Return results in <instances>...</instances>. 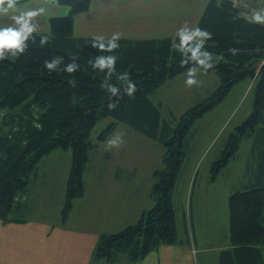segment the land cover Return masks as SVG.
Masks as SVG:
<instances>
[{"label": "trees", "instance_id": "trees-1", "mask_svg": "<svg viewBox=\"0 0 264 264\" xmlns=\"http://www.w3.org/2000/svg\"><path fill=\"white\" fill-rule=\"evenodd\" d=\"M69 6L63 16L49 18L50 33H33L35 41L18 58L0 61V218L11 220L18 198L26 191L38 161L56 148L69 147L71 166L66 180L61 220H65L76 197L84 193L83 172L89 159V136L103 117L113 120L99 139L124 122L164 147L162 167L153 172L150 195L153 205L131 224L111 233L102 232L94 246V258L115 259L124 255L128 264L142 258L160 244L176 242L175 209L172 200L176 179L185 157L186 136L193 122L219 103L234 83L254 78L251 113L232 131L225 147L212 162L218 174L233 157L244 137L252 136L256 157L254 182L228 196V218L232 249L222 251L220 264H264V25L239 14L232 0H209L195 27L212 38L205 49L213 53L218 84L204 99L185 110L175 125L161 118L160 106L152 100L157 88L193 65L181 67L182 56L173 47L177 37L132 40L121 38L113 53L92 47L93 37L72 34L74 16L86 11L90 0H59ZM48 43L40 45V38ZM230 49H236L233 55ZM99 55H117L115 73L93 69ZM62 57L55 71L44 61ZM77 68L71 74L68 64ZM127 72L136 85L126 94L127 81L117 74ZM73 84L75 86H73ZM120 91L114 96L106 85ZM116 105L109 109L108 104ZM172 113V112H171ZM173 116V114H172Z\"/></svg>", "mask_w": 264, "mask_h": 264}, {"label": "rangeland", "instance_id": "rangeland-1", "mask_svg": "<svg viewBox=\"0 0 264 264\" xmlns=\"http://www.w3.org/2000/svg\"><path fill=\"white\" fill-rule=\"evenodd\" d=\"M182 72L167 79L152 96V100L160 106L161 118L170 120L172 125H175L185 110L207 97L218 84L216 73L211 71L215 79L214 83L212 80L208 81L207 94L199 93L206 85L204 80L198 85L202 86L201 90L192 91L185 86L186 75ZM254 84V78L250 77L234 83L226 96L199 116L188 130L185 157L172 196L176 242H181L182 239L184 241L188 234L194 243L197 237L195 245L200 248L218 247L229 234L228 196L254 182L253 168L257 163L252 146L254 137L241 139L235 154L218 174L213 176L210 166L225 147L236 125L251 113ZM112 120L110 116L103 117L90 132L89 159L85 165L83 180L87 185L90 174L99 165L105 166L108 171L116 170L117 166L135 167L139 186L141 185L138 202L148 209L154 203L148 196V191L154 183V170L163 165L164 147L159 140L147 137L124 122H117L105 139L100 140L99 134ZM118 134L120 146L109 147L108 141L115 139ZM71 159V150L66 147L56 148L38 161L35 175L38 174L29 187L28 202L32 209L22 211L16 217L35 216L53 222L62 219L61 208ZM217 252L216 248L199 252L197 264H216L214 256Z\"/></svg>", "mask_w": 264, "mask_h": 264}, {"label": "crops", "instance_id": "crops-1", "mask_svg": "<svg viewBox=\"0 0 264 264\" xmlns=\"http://www.w3.org/2000/svg\"><path fill=\"white\" fill-rule=\"evenodd\" d=\"M208 1L90 0L88 9L74 16L72 34L75 37H110L112 33L120 32L122 38L132 40L176 37V31L185 23L189 27L196 26ZM22 4L32 9L46 7L44 14L33 19L38 26L37 33L46 35L50 33L49 18L66 15L69 11V6L59 2L55 6H44L33 0H22ZM12 23L10 18L0 17V26ZM185 72L187 70L182 73L186 75ZM210 72L200 70L196 79L202 83L204 80L206 85L203 89L192 86L190 90L202 89L199 93L207 94L208 81L214 83L215 79ZM36 175L31 176L26 191L18 198L12 219L3 221L0 218V264H128L124 255L115 259L94 258V246L100 233L115 232L134 223L146 210L145 205L138 202L141 185L135 167L117 166L116 170L108 171L99 165L90 174L87 185L83 180L84 193L73 200L66 219L55 222L35 216L16 217L18 213L32 209L28 202L29 187ZM185 231L187 234L186 227ZM195 243L187 234L184 241L160 244L131 264H197L199 252L215 248L218 254L214 260L220 264L222 251L233 247L230 234L218 247L200 248Z\"/></svg>", "mask_w": 264, "mask_h": 264}, {"label": "clouds", "instance_id": "clouds-1", "mask_svg": "<svg viewBox=\"0 0 264 264\" xmlns=\"http://www.w3.org/2000/svg\"><path fill=\"white\" fill-rule=\"evenodd\" d=\"M59 0H33V3H39L44 6H55ZM46 7H39L36 9L29 8L22 4V0H0V17H8L13 22L8 26H0V61L7 57L18 58L25 52L28 47V41L31 39L35 41L33 33L38 31V26L33 23V19L41 14H44ZM250 22L264 25V11L256 10L251 16ZM179 43H174L175 50L180 52L182 59L180 66L184 67L191 63L193 66L189 67L186 72L185 86H198L201 81L196 79L198 72L202 69L205 73L213 65V53L205 49V44L212 38L211 33L199 27H189L187 23L179 28L176 33ZM122 38V33L114 32L110 37L104 35H95L92 38V47L97 48L101 52L113 53L120 48L119 40ZM48 43L47 37L40 38V45L43 47ZM236 49H230V52L235 55ZM62 57H55L51 62L44 61V67L49 71H55L57 65L60 63ZM73 63L67 65L65 71L69 74L74 72L77 68L75 64V57L72 58ZM117 55H99L96 56L95 62L89 60L93 69L104 71L107 69V76L115 73V66L117 62ZM117 79L127 81L126 94L132 96L136 92V85L129 77L127 72L117 74ZM73 86H75L73 84ZM108 92L116 95L120 90L111 84L106 85ZM109 109H114L115 104L109 103ZM120 135L115 139L108 141L109 147H119Z\"/></svg>", "mask_w": 264, "mask_h": 264}, {"label": "built area", "instance_id": "built-area-1", "mask_svg": "<svg viewBox=\"0 0 264 264\" xmlns=\"http://www.w3.org/2000/svg\"><path fill=\"white\" fill-rule=\"evenodd\" d=\"M232 2L239 10V14L250 20L254 11H264V0H232Z\"/></svg>", "mask_w": 264, "mask_h": 264}]
</instances>
